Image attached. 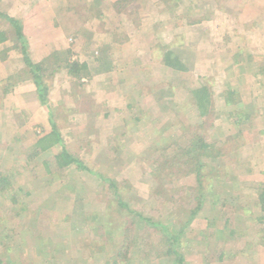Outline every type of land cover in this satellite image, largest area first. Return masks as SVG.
I'll return each instance as SVG.
<instances>
[{"label":"rangeland","instance_id":"1","mask_svg":"<svg viewBox=\"0 0 264 264\" xmlns=\"http://www.w3.org/2000/svg\"><path fill=\"white\" fill-rule=\"evenodd\" d=\"M0 173V264H264V0H0Z\"/></svg>","mask_w":264,"mask_h":264},{"label":"trees","instance_id":"2","mask_svg":"<svg viewBox=\"0 0 264 264\" xmlns=\"http://www.w3.org/2000/svg\"><path fill=\"white\" fill-rule=\"evenodd\" d=\"M24 58L32 74V80L34 84L36 85L37 94L39 98L41 99V102H44L43 96H44V93L46 92V88L44 87V81H43V70L44 69L39 62H31V60L28 59L27 57H24ZM75 62L76 61L74 59H69L68 57L65 60H63V63H64L63 66H69L70 64L75 63ZM85 66L86 65L84 63L80 66V68H85ZM67 72H70L69 69L67 70ZM56 144L61 145V135L59 131L56 129V126L54 124H51V130L46 134H42L37 139L36 146H38V150H36L35 153L43 152L47 149H50L53 145H56ZM53 158H55V161L57 160V164L59 166H65L69 163H73L74 161H77L68 153V151L63 146L61 147L60 152L57 155H54ZM78 165L79 167H81V162H79ZM2 175L4 174L0 173V183L4 185L6 184L4 181L5 177ZM177 240H178V237H177ZM172 251H174L173 245H172ZM179 259L181 260V257H179Z\"/></svg>","mask_w":264,"mask_h":264},{"label":"crops","instance_id":"3","mask_svg":"<svg viewBox=\"0 0 264 264\" xmlns=\"http://www.w3.org/2000/svg\"><path fill=\"white\" fill-rule=\"evenodd\" d=\"M243 107H244V106H242V105L239 104V106H238V110L243 109ZM242 122L245 123L246 121H242ZM246 123H247V122H246ZM246 123H245V124H246ZM254 173H256V172L254 171Z\"/></svg>","mask_w":264,"mask_h":264}]
</instances>
